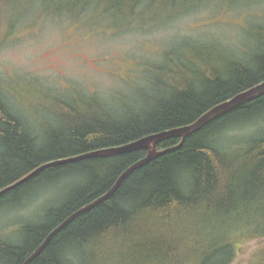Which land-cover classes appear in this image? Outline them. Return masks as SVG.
Returning a JSON list of instances; mask_svg holds the SVG:
<instances>
[{
    "label": "trees",
    "instance_id": "1",
    "mask_svg": "<svg viewBox=\"0 0 264 264\" xmlns=\"http://www.w3.org/2000/svg\"><path fill=\"white\" fill-rule=\"evenodd\" d=\"M45 1L54 6L57 3ZM60 1L52 11L59 14L68 8L67 14L73 19L97 4L105 6L103 17L112 19L119 11L135 19L145 15L152 5L174 4V0ZM15 2L0 0V11L13 8ZM79 3L83 7L76 12ZM194 62L199 71L188 76H181L188 71L173 68L164 76L147 79L148 91L121 105L117 115L101 104L98 112L86 119L65 117L60 131L47 127L41 133L45 137L39 144V137L27 129L0 93V142L7 151L0 165V190L44 163L122 146L192 124L214 106L264 81V53L251 64L230 57ZM259 118H264V95L211 121L178 148L132 172L111 197L57 233L30 264H181L182 260H189L188 264H218L219 258L225 259L221 264H233L235 255L227 239L220 248L197 257L191 250L181 252L176 244L177 231L183 221L181 212L201 208L199 200L209 199L218 209H238L241 205L247 207V200L231 202V198L239 197L243 187L264 193V134H251L241 140V158L232 155L237 144L226 145L221 138L224 132L251 125ZM180 142V138L165 140L157 149L174 148ZM146 154V150H137L53 165L0 194V211L22 205L45 188L53 189L55 200L46 224H29L17 243L7 242L0 247V264H22L52 229L106 193L128 166ZM208 220L200 218L198 224L204 227ZM142 233L148 236L140 243L143 252L132 257L129 252L133 236ZM207 237L204 232L197 233V246ZM216 238L225 237L219 233ZM248 264H264V247Z\"/></svg>",
    "mask_w": 264,
    "mask_h": 264
},
{
    "label": "rangeland",
    "instance_id": "2",
    "mask_svg": "<svg viewBox=\"0 0 264 264\" xmlns=\"http://www.w3.org/2000/svg\"><path fill=\"white\" fill-rule=\"evenodd\" d=\"M49 2L16 0V6L0 11V93L39 137L38 144L47 127L60 131L65 117L86 119L101 104L117 115L121 105L148 91L147 79L173 68L188 71L181 74L188 76L198 70L196 59L209 63L230 57L251 64L264 53V0H174L173 5H152L135 19L124 17V11L115 12L113 19L103 17L102 4L73 19L68 8L59 14L52 11L60 0L55 6ZM82 4L76 5V12ZM159 67L160 72L155 70ZM263 129L264 118H259L224 132L222 143L237 144L232 155L241 158V140L264 134ZM6 154L0 142V165ZM252 189L243 187L239 197L231 198L246 199L247 207L218 209L205 199L206 203L199 200L201 208L181 212L176 243L181 252L187 249L202 257L227 239L233 264H248L264 247V193ZM53 197V189L45 188L22 205L1 210L0 247L17 243L25 226L46 224ZM204 217L209 220L200 227L198 221ZM202 232L208 237L197 246V233ZM219 233L225 238H216ZM147 239L143 233L133 236L129 255L142 254L140 243ZM224 262L219 258L216 263Z\"/></svg>",
    "mask_w": 264,
    "mask_h": 264
},
{
    "label": "water",
    "instance_id": "3",
    "mask_svg": "<svg viewBox=\"0 0 264 264\" xmlns=\"http://www.w3.org/2000/svg\"><path fill=\"white\" fill-rule=\"evenodd\" d=\"M264 95V81L251 87L248 90H245L234 97H232L229 100H226L213 108H211L209 111L204 113L199 119H197L192 124L174 128L171 130H165L159 133L150 134L145 137H142L138 140H135L133 142H130L128 144L118 146V147H112V148H106L101 149L97 151L87 152L83 153L74 157L66 158V159H60L56 161H51L44 163L31 171L29 174L24 176L23 178L19 179L18 181L14 182L13 184L5 187L4 189L0 190V194L13 189L23 182L27 181L34 175H36L41 170L53 166L58 165L62 163L77 161L81 159H86L90 157H97V156H103V155H110V154H120V153H126V152H132L137 150H146L147 154L144 158L136 161L135 163L128 166L117 178L113 186L103 195L99 196L94 201L90 202L89 204L81 207L77 211L73 212L71 215H69L67 218H65L59 225H57L54 229H52L48 235L45 237L43 242L34 250V252L22 263V264H30L31 261L39 255L42 250L46 247V245L52 240V238L59 233L61 230H63L70 222H72L74 219L79 217L80 215L88 212L89 210L93 209L97 205L101 204L102 202L106 201L109 197H111L116 190L119 188L121 183L124 181V179L129 176L132 172L136 171L137 169L145 166L147 163L151 162L152 160L156 159L157 157L167 153L170 150H174L178 148L185 139L191 135L192 133L198 131L211 121L217 119L218 117L228 113L229 111H232L233 109L242 106L248 102H251L258 97ZM174 138H180L181 142L178 146L170 149L165 150H158L157 145L160 142H163L165 140L174 139Z\"/></svg>",
    "mask_w": 264,
    "mask_h": 264
}]
</instances>
